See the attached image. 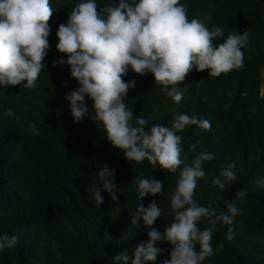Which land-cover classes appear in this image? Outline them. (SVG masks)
Wrapping results in <instances>:
<instances>
[{"label":"trees","instance_id":"trees-1","mask_svg":"<svg viewBox=\"0 0 264 264\" xmlns=\"http://www.w3.org/2000/svg\"><path fill=\"white\" fill-rule=\"evenodd\" d=\"M80 2L50 0L53 16L47 68L40 73L37 87L0 85V235L18 238L16 247L0 252V264H115L114 257L125 252L131 255L139 243L148 241L151 230L131 221L140 202L132 184L137 176L165 180L160 195L141 201L147 208L154 199L163 209L153 227L163 232L173 220L169 196L180 170L167 173L146 160L130 164L107 140L103 127L97 129L91 119L94 105L87 97L88 116L79 124L74 122L65 96L78 82L71 77L69 66L54 68L52 62L67 60L57 50L56 33ZM96 2L99 8L111 2L118 5L119 0ZM180 3L188 7L189 20L210 15L206 25L210 29L223 27L224 39L229 32L242 34L248 29L249 43L242 49L244 67L220 77L193 68L178 85L184 90L179 105L156 85L152 74L139 76L129 67L123 79L135 80L136 87L129 90L125 103L149 126H170L175 112L211 121L208 131L190 125L179 133L182 155H188L189 160L195 153H189L188 147L197 141L201 142L197 151L206 150L216 157L205 163L206 178L198 181L194 199L203 206L211 202L221 212L225 200L235 199L242 188H247L248 194L237 205L242 214L234 217L233 225L217 226L212 240L214 255L203 264H264V188L254 184L257 177H264V98L260 96L264 84V0ZM9 109L13 116L7 115ZM31 124H36L40 135L29 131ZM105 163L116 170V202L103 192L97 174ZM228 164H234L237 178L221 192L210 180ZM94 188L102 191V205L94 199ZM207 226L198 224L201 229ZM229 227L235 231L231 241L225 237ZM156 247L160 253L155 264H164L170 259L171 245L157 242Z\"/></svg>","mask_w":264,"mask_h":264},{"label":"clouds","instance_id":"clouds-1","mask_svg":"<svg viewBox=\"0 0 264 264\" xmlns=\"http://www.w3.org/2000/svg\"><path fill=\"white\" fill-rule=\"evenodd\" d=\"M189 9L180 0H119L99 7L96 0H81L71 11L66 23L58 27L57 50L67 56L52 62V67L67 65L78 87L65 96L70 103L74 122L79 124L89 114L86 97L93 102L91 116L97 129L101 126L107 140L124 153L131 164L147 161L167 173L179 171L175 190L170 194V215L173 220L163 232L153 225L161 218L160 203L152 200L147 208L141 203L145 197H156L164 190L165 180L137 176L135 185L139 203L131 214L133 225L142 223L150 228L148 241L137 245L134 252L113 258L115 264H155L160 249L157 242L171 245L170 259L164 264H203L214 255L212 240L218 225H233L234 217L242 214L237 207L247 197V188L237 192L235 199L225 200V210L217 212L211 202L203 206L194 199L198 181L206 178L204 165L216 159L206 150L197 151V141L188 147L195 155L189 160L183 153V133L186 127L211 129V121L196 115L175 112L170 126H149L143 116H134L125 103L135 80L125 82L129 67L139 76L149 73L156 85L179 105L184 97L180 88L192 72L209 70L210 77H220L244 67V52L250 32L236 30L225 37V29L205 21L188 17ZM53 16L50 0H0V85L35 89L40 73L47 68L45 57L49 51L50 26ZM220 39L222 42L216 43ZM264 76V73H262ZM26 82V83H24ZM67 86V85H66ZM264 98V84L260 86ZM8 116L14 112L9 109ZM147 129V130H146ZM29 131L40 135L36 124ZM234 164L222 166L210 182L221 192L236 180ZM113 202H116V170L107 163L97 173ZM254 184L264 188V177ZM94 199L102 205L101 190L94 188ZM208 226L201 229L198 224ZM227 240L235 238L234 228L225 233ZM18 244L16 235H0V252ZM197 245L199 250H197Z\"/></svg>","mask_w":264,"mask_h":264}]
</instances>
